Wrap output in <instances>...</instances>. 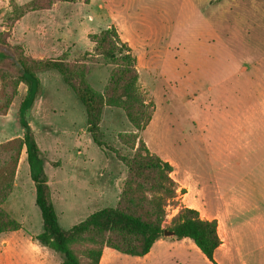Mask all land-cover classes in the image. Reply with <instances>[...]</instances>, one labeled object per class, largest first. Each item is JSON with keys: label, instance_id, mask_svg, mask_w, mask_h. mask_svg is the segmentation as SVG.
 <instances>
[{"label": "rangeland", "instance_id": "1", "mask_svg": "<svg viewBox=\"0 0 264 264\" xmlns=\"http://www.w3.org/2000/svg\"><path fill=\"white\" fill-rule=\"evenodd\" d=\"M218 1L114 0L115 5L103 12L98 9L100 0H0V38L32 59L64 58L79 65L87 84L99 93L106 90L111 73L125 64L119 57L112 61L97 54L91 35L117 23L136 31L140 40L157 39L152 48L158 49L159 60L147 63V69L138 72L139 93L151 111V120L144 130L136 132L122 108L105 106L99 123L103 147L92 142L86 131L84 108L59 74L53 70L37 74L41 91L25 120L44 155V172L62 229L68 230L91 212L114 207L122 200V193L129 191L130 173L119 157L130 158L138 138L150 153L170 160L175 171L193 168L208 175L218 165L207 157V136L203 141L189 142L182 140L183 135L188 131L192 135L193 126L188 121L194 117H218L210 111L209 93L204 90L210 72L231 69L237 73L264 56V42L260 43L264 39V0H227L233 3L232 10ZM15 7L22 12L14 22ZM18 21L29 27L22 30L17 26L13 32ZM135 42L142 52L136 37ZM258 67L261 78L263 63ZM6 76L10 98L0 84V102L3 97L9 100L7 112L0 115V145L23 133L17 111L25 87H14L11 76ZM195 91L197 94L191 97ZM237 164L232 166L239 169V161ZM144 186L143 181L141 187H133L129 197L147 201L149 194ZM178 205L177 198L168 202L162 227L168 226ZM1 208L19 229L0 235V264H61L60 254L34 246L42 223L24 149L14 169L12 190ZM255 217L256 207H248L235 222L239 226L233 264L246 258L252 259L250 263L264 264L258 260L263 256L257 250L264 243V227L255 221L251 227L240 225ZM261 234L263 238L259 239ZM181 241H167L164 251L152 246L149 258L124 255L107 247L103 251L107 248L106 264H210L191 240Z\"/></svg>", "mask_w": 264, "mask_h": 264}, {"label": "trees", "instance_id": "2", "mask_svg": "<svg viewBox=\"0 0 264 264\" xmlns=\"http://www.w3.org/2000/svg\"><path fill=\"white\" fill-rule=\"evenodd\" d=\"M15 11L17 13H14V22L22 12L17 7ZM90 39L97 54L112 61H117L119 57L125 64L111 73L109 84L103 93L93 90L87 84L79 65H72L64 58L32 59L21 49L0 38L2 90L9 99L8 85L5 82L7 74L11 76L14 87L18 84L25 87V94L17 111L23 129L22 136L0 145V235L19 229V224L2 210L1 204L12 190L14 169L19 153L24 149L29 176L34 184V202L39 209L42 223V231L35 235L34 241L60 254L61 264H99L105 247L124 255L143 257L165 236L164 231L173 233L168 237L170 240H191L201 254L213 263L214 251L221 243L215 220L203 219L197 210L178 205L168 226L162 227L165 207L168 202H174L177 198L178 186L170 177L171 165L150 153L140 138L130 158L119 157L130 173L129 191L122 193V200L114 207L91 212L68 230L59 226L48 178L44 172V155L25 120L27 110L33 106L41 91L37 74L48 70L59 74L82 104L86 131L98 147L104 146L100 139L99 123L105 106L122 108L136 132L144 130L151 120V111L144 105L139 93L135 56L121 42L115 28L104 29L91 35ZM8 106L9 100L3 97L0 102V115L7 112ZM136 134L132 136L133 139ZM143 181V190L149 194V199L132 200L129 197L133 192L132 188L141 187Z\"/></svg>", "mask_w": 264, "mask_h": 264}, {"label": "crops", "instance_id": "3", "mask_svg": "<svg viewBox=\"0 0 264 264\" xmlns=\"http://www.w3.org/2000/svg\"><path fill=\"white\" fill-rule=\"evenodd\" d=\"M186 1L183 0L184 3ZM223 2L232 10V2L218 1L220 5ZM194 3L196 4V0ZM113 4L115 5L114 0H100L98 9L105 12ZM231 19L233 20V17ZM230 24L232 25V22ZM17 26L24 30L28 25L18 21L13 27V32ZM111 26L115 28L121 42L134 54L138 72L140 69L146 70L147 63L159 60L158 49L152 48V42L156 43L157 39L146 40L141 37L140 40V36L133 29L120 27L117 23ZM135 37L143 47L142 52H138L136 48ZM262 42L264 39L260 41ZM229 57L231 59L232 54ZM260 63L264 65V56L255 60L251 66H242L237 73L231 69L225 72H210L204 90L209 93L210 111L218 117L201 119L199 116L188 121L193 126L192 135L188 131L182 140L203 141L207 136V157L218 165H214L206 175L200 169L193 168L175 171L172 162L164 159L172 167L170 177L178 186L179 205L197 210L203 219L216 221L221 243L214 251V262H209L210 264L234 263L232 251L238 238L236 228L239 226L235 222L248 207H256V217L245 219L240 225L251 227V223L255 221V224H262L264 227V75L260 78L261 71L258 67ZM238 75L240 79L236 80ZM195 94L196 91L191 92V97ZM222 109V113L216 112ZM238 161L239 169L232 166L233 163L238 166ZM245 197L247 200H244ZM258 238L262 239L263 235ZM181 240L186 242L185 239ZM167 241L170 239L161 238L153 247L164 251ZM34 246L42 248L37 242ZM257 247L258 253L263 256L258 260L264 261V243ZM152 249L143 258H149ZM106 251L107 248L104 249L99 264L107 263ZM249 261L252 259L246 258L240 264H253Z\"/></svg>", "mask_w": 264, "mask_h": 264}, {"label": "water", "instance_id": "4", "mask_svg": "<svg viewBox=\"0 0 264 264\" xmlns=\"http://www.w3.org/2000/svg\"><path fill=\"white\" fill-rule=\"evenodd\" d=\"M164 235L172 236L173 233L172 232H169V231H164Z\"/></svg>", "mask_w": 264, "mask_h": 264}]
</instances>
